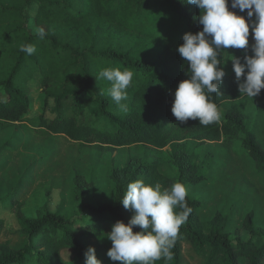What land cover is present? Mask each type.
Instances as JSON below:
<instances>
[{
  "label": "trees",
  "instance_id": "trees-1",
  "mask_svg": "<svg viewBox=\"0 0 264 264\" xmlns=\"http://www.w3.org/2000/svg\"><path fill=\"white\" fill-rule=\"evenodd\" d=\"M230 4L231 0L233 11ZM236 11L246 17L247 10ZM199 14L182 0H0V128L22 123L37 135L62 136L80 147L103 151L130 146L170 149L169 161L176 170L175 175L165 174L158 156L150 162L130 160L121 168L114 162L110 173L114 199L97 205L85 200V189L93 183L76 175L81 210L71 217L42 210L29 218L16 196L7 199L16 206L26 245L21 249L1 245L0 264H84L89 247L95 248L102 264H121L107 256L112 245L106 234L117 221L127 224L133 215L119 201L127 185L137 180L159 183L162 190L181 182L192 210L170 249L172 258L155 264H187L188 247L192 257L206 253L205 264H264V227L255 224L254 212L245 215L240 228L232 229L223 212L203 220L204 203L191 194L204 186L216 188L218 168H204L193 158L190 142H221L227 149L240 144L255 169L264 173V89L254 98L241 96L230 61L231 55L242 58L244 50L229 48L222 53L220 67L226 75L219 93L209 94L217 110L224 112L219 120L207 126L198 120L179 124L172 115L173 93L188 78L187 65L176 49L184 34L202 30L195 19ZM25 44L36 51L21 52ZM104 68L133 73L127 100L121 102L127 111L108 95L110 83L96 80ZM35 78L41 90L28 87ZM37 91L43 92V113L35 121L31 109ZM9 149L16 150L12 145ZM140 230L133 228L134 233Z\"/></svg>",
  "mask_w": 264,
  "mask_h": 264
},
{
  "label": "rangeland",
  "instance_id": "rangeland-1",
  "mask_svg": "<svg viewBox=\"0 0 264 264\" xmlns=\"http://www.w3.org/2000/svg\"><path fill=\"white\" fill-rule=\"evenodd\" d=\"M28 87L41 90L39 78ZM42 95V91L35 93L31 109L35 121L43 113L40 108ZM218 112L221 118L224 112L222 109ZM35 133L30 125L22 123L0 128V246L21 249L26 245V236L18 225L16 206L7 203L13 196L18 198L21 210L29 218H36L42 210L71 217L79 215L81 210L76 198V175L93 183V187L85 189V200L97 205L114 199L115 185L110 179L114 162L121 168L130 160L150 162L158 156L165 174L176 173L169 161L170 149L158 152L148 146H130L103 151L91 146L80 147L62 136ZM22 137L28 139L23 141ZM11 145L16 149L14 152L9 149ZM189 145L193 158L204 164V168H218L216 188L204 186L191 191L204 203L200 209L201 218L210 220L216 213L223 212L235 229L242 226L247 213L254 212L255 224L264 227V173L255 169L253 160L241 145L236 144L234 149L225 148L221 142H190ZM248 238L246 233L242 234L243 240ZM191 254V249L185 248L187 264H205L206 253L194 257Z\"/></svg>",
  "mask_w": 264,
  "mask_h": 264
},
{
  "label": "clouds",
  "instance_id": "clouds-1",
  "mask_svg": "<svg viewBox=\"0 0 264 264\" xmlns=\"http://www.w3.org/2000/svg\"><path fill=\"white\" fill-rule=\"evenodd\" d=\"M182 3L199 9L200 14L195 19L202 30L184 34L183 43L176 49L187 65L188 78L174 91L171 112L179 124L198 120L200 125L207 126L220 118L209 94L219 93L226 75L220 67L221 57L227 49L244 50L242 58L231 55L230 60L240 95L254 98L264 89V0H231L233 11L229 10V0H182ZM236 10L239 13L247 10L246 17ZM250 28L254 41L251 45ZM39 37H45L43 29L39 30ZM20 51L32 55L36 49L25 44ZM95 78L110 83L108 95L122 111H127V105L121 102L127 100L126 90L132 83L133 73L104 68ZM186 196V187L181 182L163 190L159 183L146 184L143 180L129 183L119 202L133 215L127 224L117 221L106 234L112 245L107 251L110 260L121 264L170 260V249L179 228L192 211ZM134 227L141 230L134 233ZM84 256V264H102L93 247H89Z\"/></svg>",
  "mask_w": 264,
  "mask_h": 264
}]
</instances>
